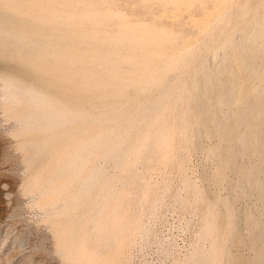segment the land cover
Wrapping results in <instances>:
<instances>
[{
  "label": "rangeland",
  "instance_id": "rangeland-1",
  "mask_svg": "<svg viewBox=\"0 0 264 264\" xmlns=\"http://www.w3.org/2000/svg\"><path fill=\"white\" fill-rule=\"evenodd\" d=\"M0 264H264V0H0Z\"/></svg>",
  "mask_w": 264,
  "mask_h": 264
},
{
  "label": "bare ground",
  "instance_id": "bare-ground-1",
  "mask_svg": "<svg viewBox=\"0 0 264 264\" xmlns=\"http://www.w3.org/2000/svg\"><path fill=\"white\" fill-rule=\"evenodd\" d=\"M7 3H9V2H7ZM26 25H27V24H26ZM26 25H25V26H26ZM25 26H23V27L25 28ZM27 27H28V25H27ZM28 28H29V27H28ZM28 28H27V29H28ZM27 29H26V30L24 29V30L27 31ZM21 30H23V28H22ZM24 30L22 31V33L25 32ZM8 32H9V31H8ZM17 32H18V31H17ZM13 33H14V32H13ZM54 35H55V34H54Z\"/></svg>",
  "mask_w": 264,
  "mask_h": 264
}]
</instances>
